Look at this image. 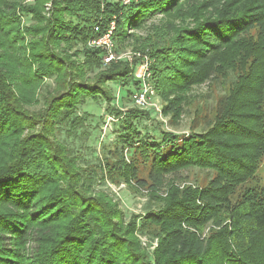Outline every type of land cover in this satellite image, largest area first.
Returning a JSON list of instances; mask_svg holds the SVG:
<instances>
[{"label": "trees", "instance_id": "16d2710c", "mask_svg": "<svg viewBox=\"0 0 264 264\" xmlns=\"http://www.w3.org/2000/svg\"><path fill=\"white\" fill-rule=\"evenodd\" d=\"M112 22L170 126L192 112L188 134L113 104L109 84L132 101L139 83L87 46ZM87 101L115 135L92 160L79 142L103 115ZM190 170L211 178L177 184ZM108 184L145 191L141 213L126 219ZM0 264H264V0H0Z\"/></svg>", "mask_w": 264, "mask_h": 264}, {"label": "rangeland", "instance_id": "374dc122", "mask_svg": "<svg viewBox=\"0 0 264 264\" xmlns=\"http://www.w3.org/2000/svg\"><path fill=\"white\" fill-rule=\"evenodd\" d=\"M26 2L32 3V0H26ZM159 18H160V16H157V18L151 19V22L154 23ZM25 22H27V24L30 23L29 21H25ZM133 31L134 32H132V33H129V32L128 33L141 35V32H138L136 30H133ZM142 34H144V33L142 32ZM114 52L116 55H119V56L123 53H125V54L126 53L136 54L131 49H126L125 51L117 52L116 47H115ZM123 61H125V60H123ZM46 84L49 85L51 88H52V86H54L52 81H47ZM109 89L115 98L114 103H113L115 106L120 107L122 109L123 108L124 109L125 108H131L132 106L137 107L133 103V101H129V100H127V98H124V93L118 88V85L109 84ZM218 92L215 91L213 93L217 94ZM194 93L200 94L201 96H203V94L208 96L209 90L207 89V86L204 85V86H201L200 88L195 89ZM209 94H211V93H209ZM212 94H211V96H212ZM211 104H212V97H211V99L208 100V103L206 105L209 106ZM155 106L157 107V109H160V112H157L156 109H154ZM39 107L40 106H37L35 109H39ZM161 107H162V102L154 94V96L152 98V102H150L148 104V107H146L145 110L152 112L153 114L151 116H154L156 121L160 122L163 125V128L165 130L172 132V133H176V134H188L189 133V124H190V122H192V119H193L192 112L189 114L186 113L181 119H179L178 121H175V124H178V125L176 127H173V126H170V118L162 116ZM105 108H106L105 103L102 101H101V103L100 102L94 103L91 101H87L85 103V105L80 110V113L86 112L88 114H91V116L95 120H98L97 117L100 114L103 115L101 121H100V119L97 122L94 120L91 121V126L89 127V129L91 130V133H90L91 137L88 138L84 143L79 142V144H81L80 146H83V148H82L83 149L82 150L83 156L85 158H88V160L93 159L92 155L89 154V152H88L89 148L96 147V144L97 143L100 144L101 142H102V144L108 142L110 144L109 146H111V142L115 140V135H114V137L108 136V133L110 130L109 127L107 126V129L105 128V123H108L107 118L108 117L111 118V116L107 117L106 115H104V111H102V110H104ZM96 123H97V125H96ZM76 149L79 150L81 148L76 147ZM123 156H124L125 160H128L125 152L123 153ZM260 175H261V169H259V176ZM210 178H211V176L206 172H201L199 170H190V171L184 172L180 176H178V179H177L178 183L177 184H179V185L196 184L198 186H205L209 182ZM257 179L258 178H256L253 182H248V186L253 187L255 185V183L257 182ZM256 184H259V183H256ZM97 189L104 190L108 195H110V197L112 196L113 200L119 204V207L123 211V214L125 215L126 219H128L130 217V215H132V214H140L142 206L144 204H146L147 197L145 195L146 194L145 191H143L140 194V193H137L138 191H136V190L134 191L132 188L126 187L125 185H121L120 187L116 188L111 184H108V190H107V188L106 189L102 188V186L98 187ZM205 232H207V230ZM144 248L145 247H143V249ZM145 250H147L148 252H151L147 248H145Z\"/></svg>", "mask_w": 264, "mask_h": 264}, {"label": "built area", "instance_id": "2783aa9c", "mask_svg": "<svg viewBox=\"0 0 264 264\" xmlns=\"http://www.w3.org/2000/svg\"><path fill=\"white\" fill-rule=\"evenodd\" d=\"M100 1L103 3L107 1H114L121 3L123 6H127L131 1H135V0H100ZM113 29H114V22L110 24V28L106 32L91 38L88 41L87 46L88 48L91 49L102 50L104 53L103 63L106 65L111 63L112 61H123V60H125V62H127L128 64H132L133 78L139 83V90L132 95V101L137 107L139 106L138 107L139 109L145 110L146 107H148V104L152 102V98L155 94L150 84V80H151V73L149 71L150 61L146 56H143L139 53L136 54L123 53L120 56L116 55L114 52L116 45H115V40L113 38ZM94 32L98 33L99 30L95 28ZM127 32L132 33L134 31L129 28ZM135 60H139V61L138 63L133 64ZM154 109H156L157 112H160V109H157L156 106L154 107ZM112 120L113 119L110 117L107 118L108 123H105L106 129L107 126L110 129ZM140 242L143 247L147 248L150 251H153L157 246L156 241H154L149 246L148 241L144 237L140 238Z\"/></svg>", "mask_w": 264, "mask_h": 264}]
</instances>
